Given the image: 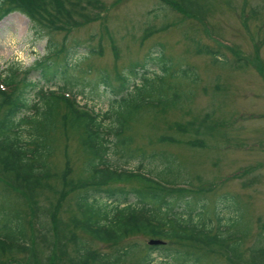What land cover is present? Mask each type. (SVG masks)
Masks as SVG:
<instances>
[{
  "label": "rangeland",
  "instance_id": "obj_1",
  "mask_svg": "<svg viewBox=\"0 0 264 264\" xmlns=\"http://www.w3.org/2000/svg\"><path fill=\"white\" fill-rule=\"evenodd\" d=\"M100 3V16L97 15L96 19L68 32L51 31L48 36L33 33L29 20L16 11L1 17V74L9 68L22 71L32 66L27 77L36 81V63L61 62L60 57L64 55V52H50L48 40L57 46L63 44L64 49L78 43L82 46L74 55L78 60L69 70L76 84L72 91L79 106L84 105L101 115L115 105L113 99L126 97L134 85L143 83L138 75L131 76L126 80L127 86L122 88L119 76L126 77L134 69H148L144 76L153 79L141 86L140 90L145 92L143 96L137 95L127 106L130 114L134 112L121 134L129 138L128 144L122 150L111 145L106 153L107 160L116 168L146 174L155 169L153 163L168 159L173 174L166 175L167 180L169 177L176 178L178 183L186 180L190 183L191 180L193 190H197L185 192L184 201L188 205L183 200L177 201L174 211L188 212L195 208L191 212L193 217L199 210L203 215L208 211L212 225H215L212 208L220 216L219 225L223 228L230 224L229 219L238 206L242 213L236 211V222L242 221L240 230H246V235L240 239L242 260L259 264L253 261L255 258H249V250L256 240H264V0H203L206 7L203 25L195 16L184 11L176 12L159 0H100ZM207 30L211 31L212 37L220 38L221 44L212 39ZM194 42L216 50V60L205 53L196 54ZM83 46L96 50V53L93 51L80 58ZM189 66L195 69L196 80L172 78L176 87L174 91L170 90L164 81L169 77H181L180 69ZM100 72L108 85L99 80ZM41 87L56 90L49 84L41 83ZM79 89L83 93H77ZM173 93L181 100L174 106L162 110L150 107L149 102L157 100L169 105ZM29 95L28 104L34 98L33 94ZM60 108L63 110V106ZM205 114L209 115V121L223 124L199 136L176 130L177 125L180 127L193 119L196 123ZM108 124L103 122L104 126ZM49 137L52 154L47 162L51 172H59L67 163L70 177L75 180L82 173L81 167L87 158L76 134L68 130L64 135L57 125ZM165 137L174 141L163 142ZM109 140L114 143L113 134L109 135ZM191 141L202 146L191 147ZM113 148L118 149L117 153ZM128 152L132 156H123ZM177 170L180 177L175 175ZM199 181L204 184L200 189L197 188ZM48 182L58 187L55 180ZM207 184L210 185L208 188ZM132 187L140 185L133 181L123 185L125 189ZM52 194L46 192L49 201L59 205L61 224L68 222L76 215L73 193L63 199L59 197L56 203ZM223 195L227 196L226 200H221ZM229 198L236 203L231 204ZM130 200H134L133 197ZM11 208L23 210L25 206L11 204ZM21 213L26 217V213ZM26 232L30 237L28 226ZM50 233L46 237L52 236ZM66 233L65 229L63 234ZM76 234L89 249L113 251L110 244L90 239L79 230ZM38 239L40 241L33 239L31 245L40 264H68L74 257L70 244L66 243L65 251L59 254L51 245ZM149 240L144 235L126 238L123 243H131L134 247L121 264H135ZM155 252L152 254L153 264L162 260V256ZM194 254L199 257L198 264H234L218 253L201 251Z\"/></svg>",
  "mask_w": 264,
  "mask_h": 264
},
{
  "label": "trees",
  "instance_id": "obj_2",
  "mask_svg": "<svg viewBox=\"0 0 264 264\" xmlns=\"http://www.w3.org/2000/svg\"><path fill=\"white\" fill-rule=\"evenodd\" d=\"M159 1L176 12L184 11L195 16L201 25L205 22L206 7L203 0ZM100 9V0H0V18L16 11L29 20L30 29L39 36L44 33L48 36L51 31L68 32L96 19ZM207 32L220 43V38L212 37L210 30ZM193 44L196 54L205 53L216 60V50L207 46L201 47L198 42ZM48 47L54 54L64 52L63 58L60 57L62 61L36 63V81L27 77L29 70H33L32 66L22 71L9 68L2 74L0 72V264H40L33 255L31 245L32 240H39L38 238L46 245H51L53 251L59 254L65 251L66 243L70 244L74 257L68 264H121L130 256L134 247L131 243L123 242L134 235L162 241L160 244L147 245L135 264H153L152 254L155 251L158 256H162L157 264H198L199 257L194 252L201 251L218 253L234 264H248L242 260L239 250L240 239L246 235V230H240L243 228L242 221L236 222V211L240 215L242 213L238 206H235L234 216L229 219L230 224L223 228L219 225L220 216L212 208V218L215 220V225H212L208 211L203 215L199 210L194 217L191 212L195 208L188 212L174 211L175 202L185 200V192L193 193L197 190H193L191 180L190 183L187 180L178 183L174 177L167 180L166 175L173 174L167 163L168 159L160 161L159 164L153 163L155 169L148 170L146 174L116 168L107 160L106 153L111 145L119 146L122 150L128 144L129 138L121 134L134 112L130 114L127 106L137 95L143 96L145 92L140 90L141 86L153 78L144 76V72L136 69L130 70L131 74L127 78L119 76L122 88L127 86L126 80L131 76L138 75L143 83L134 85L126 97L113 99L115 105L104 114L98 115L92 109L79 106L72 91L76 84L73 83L74 78L69 70L75 66L78 59L74 55L78 47L82 46L76 43L64 49L63 44L57 46L48 40ZM86 47L83 46L80 58L92 54L93 51L96 53V50ZM180 71L182 78L169 77L164 81L170 90L174 91L176 87V83L171 82L172 78L189 82L196 80L194 68L182 67ZM99 76V80L108 85L102 72ZM41 83L55 86L56 90L43 89ZM30 93L34 98L28 104ZM77 93H83L82 89L77 90ZM179 101V96L173 93L167 106L162 100L149 103L151 108L162 110ZM62 106L63 110L60 108ZM30 110L31 113L28 112ZM208 116L205 114L196 123L193 119L180 127L177 125L176 130L199 136L213 131L216 125L223 124L209 121ZM103 122L109 124L104 126ZM57 125L61 127L64 135L68 130L76 134L79 146L87 157L81 167L82 173L75 180L70 177L67 163L56 173L51 172L47 162L52 154L49 133ZM110 134L114 137L113 144L109 140ZM162 141L174 140L165 137ZM189 144L194 147L199 142L191 141ZM116 150L118 149L113 148L114 153H117ZM128 153L123 156H132L131 152ZM175 175L180 177L178 170ZM54 180V183H58L57 188L48 182L53 183ZM132 181L140 187L123 188L124 184ZM201 185L199 181L196 186L200 189ZM46 192L53 193L55 203L59 197L63 199L73 193L76 215L61 224L57 210L59 205L51 203ZM131 196L134 200H130ZM220 197L221 200L227 199L225 195ZM229 200L231 204L236 203L234 199ZM11 204L25 208L10 210ZM21 211L26 213V217ZM26 226L30 230V237ZM233 227H238L239 230H230ZM65 229L67 233L63 234ZM78 230L90 239L110 244L113 251L106 253L89 249L77 236ZM49 233L52 236L46 237ZM253 245L249 250V258H255L253 261L263 264L264 240H256Z\"/></svg>",
  "mask_w": 264,
  "mask_h": 264
},
{
  "label": "water",
  "instance_id": "obj_3",
  "mask_svg": "<svg viewBox=\"0 0 264 264\" xmlns=\"http://www.w3.org/2000/svg\"><path fill=\"white\" fill-rule=\"evenodd\" d=\"M159 242H160L159 240H152V239H150V240L148 241L149 244H157V243H159Z\"/></svg>",
  "mask_w": 264,
  "mask_h": 264
}]
</instances>
